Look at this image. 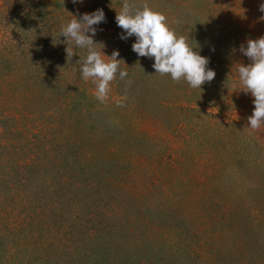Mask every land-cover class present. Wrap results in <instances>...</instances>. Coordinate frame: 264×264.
<instances>
[{
	"label": "rangeland",
	"instance_id": "374dc122",
	"mask_svg": "<svg viewBox=\"0 0 264 264\" xmlns=\"http://www.w3.org/2000/svg\"><path fill=\"white\" fill-rule=\"evenodd\" d=\"M134 2L215 78L155 73L120 39L123 0H0V264H264V126H248L237 72L264 0ZM97 9L93 47L128 73L104 101L80 73L87 50L58 37Z\"/></svg>",
	"mask_w": 264,
	"mask_h": 264
},
{
	"label": "clouds",
	"instance_id": "9594fccd",
	"mask_svg": "<svg viewBox=\"0 0 264 264\" xmlns=\"http://www.w3.org/2000/svg\"><path fill=\"white\" fill-rule=\"evenodd\" d=\"M73 3H82V0H72ZM264 13V3L258 9ZM73 18L62 24L59 36L75 47L86 49L87 54L80 67V73L85 81L91 80L95 85V96L104 101L110 91V83L119 78L124 80L128 73L120 70L117 59L119 52L114 50L111 56H105L93 46V37L96 35L95 26L105 22L102 9L92 13H84L77 19ZM264 20V16H261ZM115 22L124 31L120 39L126 40L135 36L131 48L139 57L154 59L152 67L155 73L161 76L169 75L173 82L186 81L192 89H200L205 83L215 78V71L208 68L209 59L193 51L186 38L178 36L167 23V18L160 12L153 11L147 4L137 6L134 0H123ZM239 51L248 58L249 64H239L237 68L238 83L242 85L245 93L253 97L254 105L252 115L248 117V126L258 130L264 126V36L258 39H248L246 47L242 44ZM67 58L75 54L72 47L65 48ZM107 58V62L104 58ZM130 83V81H129Z\"/></svg>",
	"mask_w": 264,
	"mask_h": 264
}]
</instances>
